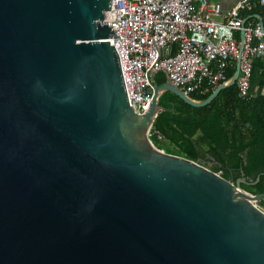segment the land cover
I'll use <instances>...</instances> for the list:
<instances>
[{
	"label": "water",
	"instance_id": "95a60500",
	"mask_svg": "<svg viewBox=\"0 0 264 264\" xmlns=\"http://www.w3.org/2000/svg\"><path fill=\"white\" fill-rule=\"evenodd\" d=\"M110 6L0 0V264H264V189L241 187L259 177L227 179L149 137L163 92L204 106L239 62L204 99L153 78L137 113Z\"/></svg>",
	"mask_w": 264,
	"mask_h": 264
},
{
	"label": "built area",
	"instance_id": "2783aa9c",
	"mask_svg": "<svg viewBox=\"0 0 264 264\" xmlns=\"http://www.w3.org/2000/svg\"><path fill=\"white\" fill-rule=\"evenodd\" d=\"M251 7V0H240L222 13L218 0H111L112 45L131 107L148 110L154 71L186 95H206L233 75L237 61V94L250 96L253 60L264 57L263 25L242 15Z\"/></svg>",
	"mask_w": 264,
	"mask_h": 264
},
{
	"label": "trees",
	"instance_id": "16d2710c",
	"mask_svg": "<svg viewBox=\"0 0 264 264\" xmlns=\"http://www.w3.org/2000/svg\"><path fill=\"white\" fill-rule=\"evenodd\" d=\"M251 4V9L243 10L242 15L246 20H258L255 16H260L264 27V5L256 0H251ZM228 75H232V70ZM153 78L158 84L166 80L159 71ZM208 95L190 94L195 99H204ZM158 102L168 109L156 114L149 130L154 143L159 145L165 141L174 153L192 160H212L217 164L214 171L229 168L239 171L241 168L253 179L260 177L257 185H243L242 189L253 193L263 190V96L240 98L233 83L221 89L204 106H192L170 91L163 92Z\"/></svg>",
	"mask_w": 264,
	"mask_h": 264
},
{
	"label": "crops",
	"instance_id": "0c3cea01",
	"mask_svg": "<svg viewBox=\"0 0 264 264\" xmlns=\"http://www.w3.org/2000/svg\"><path fill=\"white\" fill-rule=\"evenodd\" d=\"M215 1V0H211ZM221 3L222 13L227 11L236 2L240 0H218ZM244 13V11L242 12ZM238 37L240 34L237 35ZM253 73L250 79L249 93L250 96L264 97V57L255 58L253 60ZM165 76V74H162ZM166 77V76H165Z\"/></svg>",
	"mask_w": 264,
	"mask_h": 264
},
{
	"label": "flooded vegetation",
	"instance_id": "af4514ba",
	"mask_svg": "<svg viewBox=\"0 0 264 264\" xmlns=\"http://www.w3.org/2000/svg\"><path fill=\"white\" fill-rule=\"evenodd\" d=\"M203 161L205 162V165H207V166H208L210 169H212V170H214L215 167H216V165H217V164H216L214 161H212V160L204 159ZM222 173L224 174L225 178H227V179H233V180H235V179H237V178L242 177L241 168H240L239 171H237V170H232L231 168H229V169H226V171H221V175H222ZM243 173H244V171H243ZM243 176H245L246 179L249 180L250 182L255 181L256 178L259 177V176H257L255 179H253L251 175H248V174H246V173H244ZM259 182H260V177H259V180L256 181L254 184L241 183V187L243 188V185H247V186H250V185L252 186V185H253V186H254V185H257ZM263 189H264V188H263ZM262 191H263V190H259V191H255L254 193L262 192ZM249 192H250V191H249ZM252 193H253V192H252ZM260 203H261L262 205H264V197L260 200Z\"/></svg>",
	"mask_w": 264,
	"mask_h": 264
},
{
	"label": "rangeland",
	"instance_id": "374dc122",
	"mask_svg": "<svg viewBox=\"0 0 264 264\" xmlns=\"http://www.w3.org/2000/svg\"><path fill=\"white\" fill-rule=\"evenodd\" d=\"M218 19H220V17H217ZM159 73L161 74H164V72L162 71H159ZM159 145H161L162 147L172 151V152H175L174 149H172L171 147H169V145L164 141V142H161Z\"/></svg>",
	"mask_w": 264,
	"mask_h": 264
}]
</instances>
